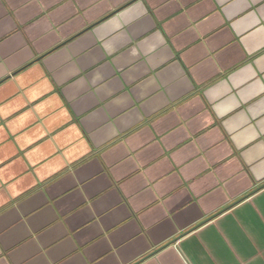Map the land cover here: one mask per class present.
Masks as SVG:
<instances>
[{
  "label": "crops",
  "instance_id": "1",
  "mask_svg": "<svg viewBox=\"0 0 264 264\" xmlns=\"http://www.w3.org/2000/svg\"><path fill=\"white\" fill-rule=\"evenodd\" d=\"M263 185L264 0H0V264H264Z\"/></svg>",
  "mask_w": 264,
  "mask_h": 264
},
{
  "label": "water",
  "instance_id": "2",
  "mask_svg": "<svg viewBox=\"0 0 264 264\" xmlns=\"http://www.w3.org/2000/svg\"><path fill=\"white\" fill-rule=\"evenodd\" d=\"M261 187H264V185L263 186H261ZM260 188H257V189H255V190H253L251 193H255L256 191H258ZM236 203V202H235ZM218 214H220V212H218V213H216V214H214V216L215 215H218ZM209 220L211 219V218H208ZM206 221H208V220H206ZM159 250V249H158ZM158 250H155L153 253H156Z\"/></svg>",
  "mask_w": 264,
  "mask_h": 264
}]
</instances>
